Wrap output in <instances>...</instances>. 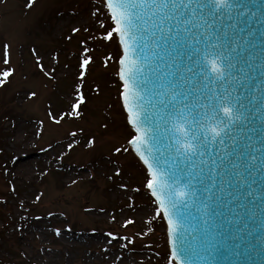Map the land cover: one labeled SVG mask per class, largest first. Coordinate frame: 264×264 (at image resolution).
<instances>
[{
  "label": "snow or ice",
  "instance_id": "1",
  "mask_svg": "<svg viewBox=\"0 0 264 264\" xmlns=\"http://www.w3.org/2000/svg\"><path fill=\"white\" fill-rule=\"evenodd\" d=\"M35 2L28 0V6ZM89 3L88 15L101 27L107 23L99 42L115 43L118 38V44L122 45L118 60V75L123 82L120 95L127 110L126 119L135 129L126 143L133 146L146 166L142 185L132 191L143 190L155 198L150 213L153 219L167 217L175 233L177 222L173 216L185 220L189 201L184 198L188 197L195 207V192L200 186L211 201L200 202L207 217L217 214V201L224 202L226 196L234 198L228 203L241 198L248 199L249 203L258 200L252 216L259 212L264 227V0L258 4L245 0H95L94 4L89 0ZM81 29L89 31V25L82 19L79 26L72 25L71 32L79 33ZM31 51L37 67L51 76L55 69L41 63L44 57L36 48ZM89 52V48H83L78 60L76 89L81 88L79 81L91 72L94 58L90 54L85 57ZM0 60L6 66L0 71V86H6L15 71L8 43L3 46ZM253 89L259 93L258 98L247 95ZM71 99L66 113L49 110L51 123L60 126L65 117L83 116L85 93H75ZM257 119L258 128L254 126ZM40 124L44 125V121ZM104 128L108 129L109 125L105 124ZM43 130L37 128L35 135L40 137ZM69 135L73 139L67 147L72 149L73 144H80V139L76 132ZM97 146L95 136L84 142L90 151H95ZM128 151V147H114V152L121 155ZM23 154L15 151L14 144L0 146V155L4 157L0 160V171L6 178L9 174L16 175L7 164L18 165ZM121 171L118 167L113 170L117 176ZM8 183L9 195L18 196L16 185L11 180ZM217 185L218 196L213 191ZM120 186L129 187L126 183ZM42 196L40 193L34 200L43 203ZM0 200L8 204L3 197ZM18 207L24 212L28 210L23 199ZM129 207L135 211L136 205L130 203ZM24 212L16 213L17 227L31 231L32 218ZM54 215L51 211L47 213L48 217ZM34 219L43 222L45 218ZM188 219H191L190 213ZM20 221L24 223L21 225ZM208 222L206 219L205 225ZM134 223L131 219L123 221L124 226ZM45 230L39 231L43 234ZM147 230L154 231L151 227ZM51 231L55 237L64 235L60 228ZM185 235L186 231H181L177 236L178 245L173 241V259L182 256V264H210L207 254L215 245L210 238H205L208 234L195 247L193 240L185 239ZM108 236L117 240L112 232ZM119 240H128V243L119 244ZM119 240L120 248L135 247L126 236H120ZM48 252L49 264H54L51 256L57 253L52 249ZM127 259L122 253H113V264L116 261L126 264ZM66 264H73L72 258H66ZM130 264L140 262L133 257Z\"/></svg>",
  "mask_w": 264,
  "mask_h": 264
},
{
  "label": "rangeland",
  "instance_id": "2",
  "mask_svg": "<svg viewBox=\"0 0 264 264\" xmlns=\"http://www.w3.org/2000/svg\"><path fill=\"white\" fill-rule=\"evenodd\" d=\"M89 7V0H36L31 7L28 0H0V54L8 43L15 68L11 82L0 86V146L14 144L19 152L27 145L28 158L32 159L23 167L27 173L16 170L12 163L7 166L16 172L15 176L9 174L6 178L0 171V197L8 200L7 205L0 200V264H49V249L57 253L51 256L54 264H66V258H72L73 264H113V253L117 252L128 258L126 264L133 257L140 264H170L164 224L150 215L153 200L143 190L132 191L142 185L145 171L130 151L122 155L114 152L115 146L128 147L126 141L132 134L118 94L121 84L117 80L116 42H95L96 49L89 53L97 62L90 64V74L80 80L81 88H75L82 49L90 48L86 43L79 44L80 40L86 34L92 37L99 33L102 38L107 28V23L101 27L88 15ZM76 12L80 15H74ZM81 19L87 22L89 31L72 33V25L79 26ZM33 48L44 57L41 63L45 67L55 69L51 76L37 67ZM5 67L0 60V71ZM92 78L100 85L99 90L86 93V81ZM31 92L37 95H28ZM78 92L86 96L83 116L65 117L60 126L51 123L49 110L66 113ZM37 128L44 129L40 137L35 135ZM70 132H76L80 139L72 149L67 147L73 139ZM92 136L98 141L95 151L84 147ZM117 167L122 170L118 176L113 172ZM9 180L16 185L18 196L9 195ZM121 183L129 187L122 188ZM40 193L43 203L34 200ZM21 199L26 212L18 207ZM130 203L136 205L135 211ZM18 211L32 218L31 231L17 227ZM49 211L55 215L48 217ZM37 216L44 221L36 222ZM126 219L135 223L124 226ZM148 227L154 231L148 232ZM54 228L62 230V238L53 235ZM41 229L47 230L41 234ZM109 232L117 240L128 237L135 247H118ZM127 243L128 240H119V244Z\"/></svg>",
  "mask_w": 264,
  "mask_h": 264
},
{
  "label": "water",
  "instance_id": "3",
  "mask_svg": "<svg viewBox=\"0 0 264 264\" xmlns=\"http://www.w3.org/2000/svg\"><path fill=\"white\" fill-rule=\"evenodd\" d=\"M245 2L258 4L260 0H245ZM119 48L120 51H122V45H119ZM253 75H257V73H253ZM118 79L120 83L123 84L119 75ZM247 95H255L258 98L259 93H255V90L253 89L251 92L247 93ZM253 103H256V100H253ZM121 105L127 115V110L123 106L122 95ZM126 121L128 124L127 126L132 132H134L135 129L129 120L126 119ZM254 126L257 128L259 127L258 119L254 121ZM255 139L256 137H253L254 141ZM258 146L259 145H257V147ZM129 148L145 168L146 166L143 165L138 154L135 153L133 146L129 145ZM178 187H182V184L178 185ZM198 187L200 190L195 192V207L188 197L184 198L189 201L186 212L181 208V211L185 212V220H180L177 216H173V220L177 222L175 233L172 232L167 223L168 218L164 217L163 219L166 226L165 233L167 245L172 261L175 264H182V256L177 257L176 259H173L172 257V251L175 247L173 241H176V244L178 245L179 241L176 240L177 236L181 231H186L185 239H192L194 247L205 233L208 234L205 238H210L215 245V248H210L209 253L207 254L209 255L210 264H264V227L261 226L259 212H256L255 217L252 216V211L255 209L256 204L259 203V201L256 200L254 203H249L248 199L241 198L234 203H228V201L233 200L234 198L226 196L224 202L217 201V204L219 205L218 207L217 204H213V207H217V214L209 218L205 215L203 205L200 202L204 201L205 203H211V201L203 188L200 186ZM213 191L218 196L219 185H217V188L213 189ZM152 199L154 200L155 198ZM244 206L247 207V211ZM230 208L231 211H229ZM188 213L191 214V219H188ZM206 219L209 220L207 225L204 223ZM215 249H219V251H216ZM177 250L179 249L177 248Z\"/></svg>",
  "mask_w": 264,
  "mask_h": 264
},
{
  "label": "trees",
  "instance_id": "4",
  "mask_svg": "<svg viewBox=\"0 0 264 264\" xmlns=\"http://www.w3.org/2000/svg\"><path fill=\"white\" fill-rule=\"evenodd\" d=\"M86 35H87L86 37H84V38H82V39L80 40V43H83V42H86L87 44L89 43V45H91L92 49H96V48L93 47L92 40H91V36L88 35V34H86ZM94 60L97 62L96 59H94ZM97 78H98V81H99L100 83H102V82L100 81V78H99V77H97ZM86 83H87L88 86H89V88L87 89L86 93H90L91 91L95 93V92H96V88H97V86L100 87V85H98L97 83H95V79H94V78H92V79L86 81ZM102 84H103V83H102ZM95 85H96V86H95ZM97 90H99V88H97ZM9 110H11V109H9ZM7 114H10V113L7 112ZM155 219H157V218H155ZM155 219H154V221H155ZM153 226H154V223H153ZM151 235H152V233H151L149 236H147L146 238H149ZM4 264H10V263L5 262Z\"/></svg>",
  "mask_w": 264,
  "mask_h": 264
},
{
  "label": "bare ground",
  "instance_id": "5",
  "mask_svg": "<svg viewBox=\"0 0 264 264\" xmlns=\"http://www.w3.org/2000/svg\"><path fill=\"white\" fill-rule=\"evenodd\" d=\"M27 145H23L21 147V149L19 150V152H23L24 154L22 155L21 157V163H19L18 165L15 164V168L16 170L20 171V172H25L27 173L26 169H24L23 167L24 166H27L31 161L32 159L31 158H28V151H27Z\"/></svg>",
  "mask_w": 264,
  "mask_h": 264
}]
</instances>
